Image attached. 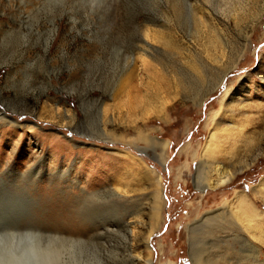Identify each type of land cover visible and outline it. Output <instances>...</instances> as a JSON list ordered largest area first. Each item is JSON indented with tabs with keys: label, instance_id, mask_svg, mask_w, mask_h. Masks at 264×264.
Here are the masks:
<instances>
[{
	"label": "rangeland",
	"instance_id": "obj_1",
	"mask_svg": "<svg viewBox=\"0 0 264 264\" xmlns=\"http://www.w3.org/2000/svg\"><path fill=\"white\" fill-rule=\"evenodd\" d=\"M216 122L231 179L200 190ZM260 184L264 0H0V233L59 237L60 264H193L192 227L204 260L260 264L226 214L264 213Z\"/></svg>",
	"mask_w": 264,
	"mask_h": 264
},
{
	"label": "bare ground",
	"instance_id": "obj_2",
	"mask_svg": "<svg viewBox=\"0 0 264 264\" xmlns=\"http://www.w3.org/2000/svg\"><path fill=\"white\" fill-rule=\"evenodd\" d=\"M216 123V127L214 128L213 132L210 133L205 143L202 155L205 157V160L203 161L211 165L209 169L214 173L215 178L205 179V182L202 183L201 186L197 184V187L200 190H202V187H208L210 189L222 186L228 183V181L231 179V175L226 171L225 168H223L224 166L216 165L219 162H217L215 158L218 153L220 154L223 152V143L226 142L230 135L233 134L232 130L234 129V127L231 129L227 127L225 128L222 124H219L218 122ZM208 158H210L211 160L209 161ZM261 187L264 191V184H260L257 188L260 189ZM154 198L155 199L154 206L152 207V215L157 219L161 203L160 193L158 190L154 192ZM229 208V213L226 214L230 218H232L235 224H238L241 227L240 229L244 230V232H246V234L249 235L253 240L256 241V239H258V241L264 242V213L259 211L255 206L251 205L247 197L243 194H237L234 197V200ZM223 216L224 215H222L221 213L217 214L216 212H208L200 220V223L204 222L205 225H207L210 229V234L212 235L214 232L216 233L219 231L217 229L220 228V225L218 227L217 224H219V220H222L224 218ZM221 225L225 226L224 223ZM224 228H226V226ZM188 229L190 238V255L192 257L193 264H221L219 262V258L213 257V259L204 260L202 257H199V254L193 248L194 240L192 241L191 239L192 234L194 235V233L196 232L193 231L194 229L192 227H189ZM5 230H7V228ZM45 237H47V241H45ZM59 240H61L62 242V239L57 236H45L43 234H40L38 231H35L33 228H20L17 227L16 224V226L12 230L2 231L0 233V264H53L57 261L60 264L61 258L59 257V254L60 252H62V250L59 249L61 247H63L64 249V243H62V246L60 247L59 244L61 242L59 243ZM148 245L149 244L146 245L147 248L149 247ZM251 247L252 254L256 255L257 251L255 247L253 245H251ZM149 262L150 260L146 261L147 264H149ZM166 264L174 263L169 261Z\"/></svg>",
	"mask_w": 264,
	"mask_h": 264
}]
</instances>
